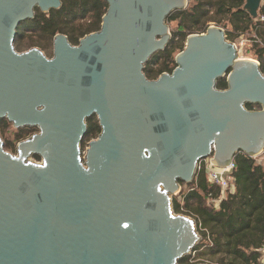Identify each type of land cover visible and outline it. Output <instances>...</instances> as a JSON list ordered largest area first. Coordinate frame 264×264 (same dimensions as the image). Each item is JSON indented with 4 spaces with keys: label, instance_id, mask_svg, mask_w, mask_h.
<instances>
[{
    "label": "water",
    "instance_id": "obj_1",
    "mask_svg": "<svg viewBox=\"0 0 264 264\" xmlns=\"http://www.w3.org/2000/svg\"><path fill=\"white\" fill-rule=\"evenodd\" d=\"M104 1L100 30L76 46L57 34L49 59L14 44L35 9L61 1L0 0V120L38 131L15 155L0 137V264H178L200 240L172 210L179 183L207 158L264 153V76L224 29L188 36L173 72L149 80L187 0ZM244 1L256 19L263 0ZM91 117L100 133L83 151Z\"/></svg>",
    "mask_w": 264,
    "mask_h": 264
},
{
    "label": "trees",
    "instance_id": "obj_2",
    "mask_svg": "<svg viewBox=\"0 0 264 264\" xmlns=\"http://www.w3.org/2000/svg\"><path fill=\"white\" fill-rule=\"evenodd\" d=\"M60 1L59 10L43 14L35 9L34 19L20 25L16 35V49L18 44L25 43L26 37L38 39L43 48L52 46L57 34L66 36L69 43L76 46L80 39L100 30L102 17L107 10L104 0ZM189 1L186 9L175 11L167 17V24L175 23L176 29H172L171 40L165 50L155 53L145 65L144 74L147 79L155 80L163 73L171 74L176 68L175 55L183 51L187 37L205 33L209 23L224 29L226 39L232 43L242 36H251L250 52L264 76V29L258 21L259 17H264V0L256 19L244 10V0ZM256 39L263 45L255 42ZM216 87L225 90L226 78L217 80ZM246 108L261 109L259 105H247ZM86 123L87 133L82 147L100 133L95 117ZM9 130L11 132L8 133ZM37 132L34 128L14 130L9 122L0 120V137L7 152H15L19 142ZM33 158L40 161L37 156ZM262 160V163H257L243 153L234 157V194L228 193L220 202L218 210L208 202L218 199L220 191L208 182L203 167L196 170L192 183H179L181 190L172 197V210L176 215L194 220L201 238L192 252L199 261H210L213 264L259 263L261 249L264 247V156ZM208 224H213L217 229L214 235L209 233L211 246L204 239V229L207 230ZM188 258L183 257L178 264H188Z\"/></svg>",
    "mask_w": 264,
    "mask_h": 264
},
{
    "label": "built area",
    "instance_id": "obj_3",
    "mask_svg": "<svg viewBox=\"0 0 264 264\" xmlns=\"http://www.w3.org/2000/svg\"><path fill=\"white\" fill-rule=\"evenodd\" d=\"M258 21L263 25L264 29V17H259ZM252 42V41H251ZM255 42L260 43L263 45L260 40H255ZM264 46V45H263ZM210 160L211 158H207L205 160H202L199 162L197 166V170H199L201 167L204 168L207 180L212 185L219 189L220 196L218 199L209 200L210 204L215 206L216 204L220 203L223 199H225L226 195L228 193H231L233 191L234 187V179H233V171L235 169L234 162H232L230 165L224 167V168H218L214 166ZM210 197V196H209ZM188 264H210L206 261H199L195 257V253L191 252L188 255ZM258 264H264V247L261 249V257Z\"/></svg>",
    "mask_w": 264,
    "mask_h": 264
},
{
    "label": "rangeland",
    "instance_id": "obj_4",
    "mask_svg": "<svg viewBox=\"0 0 264 264\" xmlns=\"http://www.w3.org/2000/svg\"><path fill=\"white\" fill-rule=\"evenodd\" d=\"M187 2H188V4H187V6H188L190 1L187 0ZM215 26H217V25H215L214 23H209L208 27H215ZM168 27H169V31L171 34L172 29H176V24L173 23L171 25H168ZM250 37L251 36H248V35L242 36V37H240V39L237 42L234 43L238 48V57L241 59L255 60V59H253L252 52H250V49H251V40H249ZM26 38H27V40L25 41V43L18 44L17 49H16L17 52L21 53V52H26L28 50H31V48H38L44 53V55L47 58L50 59L52 57V46H46L45 48H43V45L38 41V39L31 40V39H28L29 37H26ZM184 47H185V43H184ZM177 54H179V52ZM176 55H175V57H176ZM9 132H11V130H9L8 133ZM86 147H87V143L85 144L84 147H82V150L85 151ZM10 153L15 155L16 150H15V152H13V153L10 152ZM263 156L264 155L262 154V157L260 156L257 159H262ZM30 160L33 162H37V163L40 162V161H36L33 157H30ZM180 190H181V187H180ZM198 236H199V234H198Z\"/></svg>",
    "mask_w": 264,
    "mask_h": 264
},
{
    "label": "crops",
    "instance_id": "obj_5",
    "mask_svg": "<svg viewBox=\"0 0 264 264\" xmlns=\"http://www.w3.org/2000/svg\"><path fill=\"white\" fill-rule=\"evenodd\" d=\"M264 154V153H263ZM260 157V156H259ZM257 157V158H259ZM255 159L257 161V163H262L263 160L262 159ZM231 194H234V187H233V191L231 192ZM210 204V201L208 202ZM211 205V204H210ZM213 206V205H212ZM220 203L216 204L214 207V209H219ZM217 229L213 226V224H208L207 230L204 229V233H205V241L209 243V245L211 246V241H210V236L209 233H212L214 235V233H216ZM206 235H208V237H206ZM201 238V236H199ZM200 241V240H199ZM210 264H213L214 262H210V261H206Z\"/></svg>",
    "mask_w": 264,
    "mask_h": 264
},
{
    "label": "flooded vegetation",
    "instance_id": "obj_6",
    "mask_svg": "<svg viewBox=\"0 0 264 264\" xmlns=\"http://www.w3.org/2000/svg\"><path fill=\"white\" fill-rule=\"evenodd\" d=\"M15 42H16V40H15ZM14 45H15V49H16V43Z\"/></svg>",
    "mask_w": 264,
    "mask_h": 264
}]
</instances>
